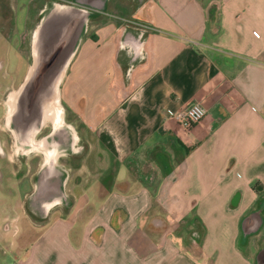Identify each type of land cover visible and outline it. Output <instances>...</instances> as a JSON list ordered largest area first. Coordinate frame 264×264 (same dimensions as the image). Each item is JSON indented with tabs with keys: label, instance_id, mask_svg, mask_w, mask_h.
<instances>
[{
	"label": "crops",
	"instance_id": "0c3cea01",
	"mask_svg": "<svg viewBox=\"0 0 264 264\" xmlns=\"http://www.w3.org/2000/svg\"><path fill=\"white\" fill-rule=\"evenodd\" d=\"M122 3L136 19H118L114 55L108 48L94 60L83 44L62 92L84 147L72 188L68 170L72 202L35 216L26 203L2 199L0 184V264H257L264 251V0H147L146 58L128 86L117 54L124 28L139 25V16L135 0ZM109 8L113 19L116 7ZM16 11L0 0V27L16 22ZM97 25L92 32L102 33L105 24ZM8 55L0 46V58ZM110 55L114 100L86 84ZM77 87L88 97L74 95ZM196 103L208 114L191 129L167 116ZM255 213L259 223L248 231Z\"/></svg>",
	"mask_w": 264,
	"mask_h": 264
},
{
	"label": "flooded vegetation",
	"instance_id": "af4514ba",
	"mask_svg": "<svg viewBox=\"0 0 264 264\" xmlns=\"http://www.w3.org/2000/svg\"><path fill=\"white\" fill-rule=\"evenodd\" d=\"M83 1L85 0L70 2L45 0L43 7L37 13L30 14L32 22L29 25L32 26L30 27L32 33L31 36L30 34L27 36L28 42L22 37L20 42L19 38L17 47L19 48L22 43L23 49L28 50L26 59L15 63L11 69L10 61L6 59L8 57L4 60L0 58L2 79L13 81L12 85L0 88V160L5 161L10 157L20 161L29 160L31 164L28 166L31 169L32 163L37 162L33 174L34 187L26 201L27 207L35 216L46 215L56 204L64 206L71 204L66 186L65 188L62 186V160L78 159L84 150L78 142H72L69 132L62 126L63 121L67 122V120L61 87L60 98H55L52 87V80L61 74L65 65L67 75L81 45L80 43L75 46L72 42L78 32L79 17L75 14L69 15L57 6L61 4L81 6ZM137 1L135 0L136 8ZM110 4L112 0H109L105 12L95 13L99 17L89 22L85 35L89 33L91 23L106 18ZM89 8L95 10L94 7ZM1 12L7 14L8 10L3 8ZM17 17L18 10L14 13V18ZM4 34L6 32L2 29L1 39H5ZM43 37H46L48 42L43 43L40 39ZM8 43L12 49L13 41ZM3 64H6L5 69L2 68ZM6 139L12 152L7 151ZM30 170L29 174L32 173ZM5 172L3 167L0 168L1 185L6 184ZM258 210L264 211V203L258 207ZM258 217L253 215L247 222L246 230L253 229L259 223ZM257 264H264V251L259 254Z\"/></svg>",
	"mask_w": 264,
	"mask_h": 264
},
{
	"label": "rangeland",
	"instance_id": "374dc122",
	"mask_svg": "<svg viewBox=\"0 0 264 264\" xmlns=\"http://www.w3.org/2000/svg\"><path fill=\"white\" fill-rule=\"evenodd\" d=\"M3 4L5 5V7L8 6H12L13 8H16L18 10V17L16 20V22H12L9 25H4L3 27H0V29H4V31L6 32V34H4L5 39H1V35H0V46L6 51L7 49V54L8 58H6V56H4L2 59L4 60V58L8 59L10 62V66L12 69V66L15 65V63L26 59V56L28 55V50L25 48L23 49L22 47V43L21 46L18 48V44H19V38H20V42L21 39L24 38L25 42H28V34L32 33V30L30 32V26L29 23H31L32 19L29 17V15H27V11L26 8H28V6L31 8L32 12L31 13H37L44 4L45 0H2ZM65 2H70L71 0H63ZM122 1L124 2V0H112V5H115L116 7V11H113V13L111 14H116L117 16H113L112 18H104L103 20L100 19V21L91 23L89 26V33L87 35H85V37L83 38L80 48L83 44H85L84 46V51L83 54L86 52L89 57L94 58V60H98V59H104L108 56V54L110 53V51L108 50V48H111V52L114 55V45H112V37H111V33L113 31L114 28H116V26L118 25L119 21L118 19L121 18V25H125L128 24L129 21L135 22L136 16L135 13L133 11V8H130L128 5H124L122 3ZM203 2L206 4L207 0H203ZM112 11V10H111ZM109 17V16H108ZM34 24V23H33ZM97 24H105L102 33H97L98 30H94L92 32V28L94 26H98ZM135 24V23H133ZM113 27V28H112ZM1 33V31H0ZM92 33V34H90ZM15 35V37L13 38V36ZM12 35V38H11ZM22 35V36H21ZM93 35V36H92ZM98 38L100 37V39L102 38V42L100 43V45H98V41H97V36ZM31 36V34H30ZM22 37V38H21ZM13 41V45H12V49L10 48V44L8 43ZM27 45V43H25V46ZM11 50V51H10ZM79 51L77 53V56L75 57L71 67L69 68V71L63 81V84L61 85V92L64 93H68L69 91V85H71V80L74 76V72H75V63L76 60L79 57ZM113 55H110V64L108 65L107 69L102 70L101 74H94L91 75L89 77V79H87V83L89 86L90 84H93L97 87H103V89L101 90L102 93H106L105 96L109 97L110 99L115 98V92L113 89H111L110 87V82L107 85V80L106 77L112 73L113 70V65H112V60H113ZM83 57V55H82ZM2 68L5 69L6 68V64L2 65ZM77 68V67H76ZM1 73V72H0ZM112 74L110 76V81L112 80ZM12 80H5L2 79V76L0 75V88L2 86H9L10 84L12 85ZM73 94L76 95L78 98H87L88 96H84L86 94H82V90L81 87H77L73 89ZM66 96V94H65ZM66 100V98H65ZM81 100V99H79ZM64 103L66 104V102L64 101ZM72 104V103H71ZM66 116V114H65ZM72 118V117H71ZM70 117L66 118L67 122L69 124H71V119ZM4 127V126H2ZM6 143V147H7V151L8 152H12L11 148L9 147V145L7 144V139L5 141ZM79 144V142H78ZM80 145V144H79ZM70 154V153H69ZM13 160H12V159ZM95 158H96V152H92V154L89 156V159L87 161V164L89 166V168H91L92 174L95 172V164L97 162H95ZM11 160H7L5 159L4 161V165L3 168L5 169L7 175L4 174V180L6 183V186L4 188L5 192L3 194V198L2 199H12L15 201H18L21 204H25L27 201V194L30 192L31 190V184H30V180L31 177L34 174L35 168L37 167V162H33L32 163V169L30 168V166H28V164L30 165L31 162L29 160L26 161H20L16 158L10 157ZM80 159H64L62 160V167L66 168L68 170H70L69 168H73L72 171V175H73V180L71 181V188L73 185H75L74 183L76 182V177H80L79 173L76 172L78 165L80 164L79 162ZM24 164V165H23ZM19 165H22L23 169L19 170ZM31 169V170H30ZM29 170L30 172H32L31 174H29ZM135 172L138 174V177L140 178H144V175L141 174V170L139 169V167H135L134 168ZM19 171V172H18ZM16 173V175H13V173ZM29 174L28 178H25L27 175ZM95 174V173H94ZM25 175V176H24ZM95 183L94 179H91V181L89 180L88 185L90 186L91 184ZM81 194V193H80ZM24 221L21 224V227L23 226ZM7 249L10 251L11 247L10 245L7 246Z\"/></svg>",
	"mask_w": 264,
	"mask_h": 264
},
{
	"label": "water",
	"instance_id": "95a60500",
	"mask_svg": "<svg viewBox=\"0 0 264 264\" xmlns=\"http://www.w3.org/2000/svg\"><path fill=\"white\" fill-rule=\"evenodd\" d=\"M146 1L147 0L137 1L138 7L136 9V12L137 15L139 16L137 21L139 25H131V24L127 25L123 30L120 40V50L117 54V63L119 67L123 70L124 83L127 86L131 82L135 68L139 64H141V62L144 61L146 58L145 45L149 38V30L143 26H140L141 23H144L142 17H143ZM108 4H109V0H85L82 2L81 6L75 4H61V6H57L65 13H68L69 15L75 14L79 17L78 32L76 34V37L72 41L75 46L80 45L83 38L85 37L89 22L95 19L96 17H99L95 13L105 12L108 8ZM89 7H94L95 10H97V12L95 10H91ZM40 39L43 40V43L48 42V39L46 37ZM71 56L72 54L69 56L68 61H70ZM66 67L67 66L65 65L64 69L61 70V74L57 78L52 80V87L54 88L55 98L61 97L60 87L65 79ZM67 131L71 136L72 135L71 130L68 129ZM70 138L72 139V136ZM61 172H62L61 177L63 180L62 186H64L65 188L69 178V171L66 168H62ZM253 215L251 217H253ZM255 215L259 216V213H255ZM156 228H158V226ZM198 239H199L198 233L192 234L191 240L193 241L194 244L197 243Z\"/></svg>",
	"mask_w": 264,
	"mask_h": 264
},
{
	"label": "built area",
	"instance_id": "2783aa9c",
	"mask_svg": "<svg viewBox=\"0 0 264 264\" xmlns=\"http://www.w3.org/2000/svg\"><path fill=\"white\" fill-rule=\"evenodd\" d=\"M208 114V109L202 103H196L191 107L179 110H168L167 116L173 119L186 129H191L201 123Z\"/></svg>",
	"mask_w": 264,
	"mask_h": 264
},
{
	"label": "bare ground",
	"instance_id": "6f19581e",
	"mask_svg": "<svg viewBox=\"0 0 264 264\" xmlns=\"http://www.w3.org/2000/svg\"><path fill=\"white\" fill-rule=\"evenodd\" d=\"M63 127H65L67 130L70 129L71 132H72V139H73V142L74 143H77L78 140H79V137L77 135V131L76 129L69 123H67L66 121H63V124H62Z\"/></svg>",
	"mask_w": 264,
	"mask_h": 264
}]
</instances>
